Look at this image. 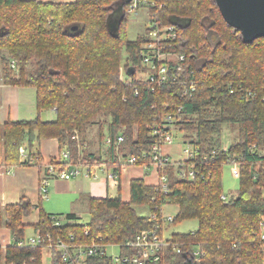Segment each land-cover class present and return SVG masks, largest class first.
<instances>
[{
  "label": "trees",
  "instance_id": "trees-1",
  "mask_svg": "<svg viewBox=\"0 0 264 264\" xmlns=\"http://www.w3.org/2000/svg\"><path fill=\"white\" fill-rule=\"evenodd\" d=\"M160 15L175 25L183 39L185 53L193 71L196 89L181 96L178 85L166 84L149 91L134 77L119 80L118 68L125 55L127 66L137 67L138 51L145 30L134 40L126 36L127 11L120 0H0V84L35 88L37 113L54 109L53 121L7 120L0 123L2 164L30 166L41 163L35 144L55 138L59 154L48 163L62 167L82 164L91 169L104 165L120 176V158L112 144L108 158L85 153L80 158L78 133L84 140L86 128L108 116V133L119 143L123 157H135L134 165L152 164L151 146L158 141L151 126H163L160 116L183 106L176 127L185 143L197 148L192 159L170 160L158 169L165 174L166 190L160 184H147L132 178L129 199L120 191L114 196L86 198L88 223H77L73 213L65 215L63 233L89 236L84 240L122 244L137 234L157 229L162 236L161 212L165 205H176L173 222L196 219L197 230L173 234L167 238V251L157 264H264L259 222L264 218V197L252 177L250 162L257 158L248 146L264 147V37L243 43L238 32L227 26L213 0H155ZM120 10L118 19L111 13ZM77 26L75 31L72 26ZM17 66L12 70L10 61ZM129 80V81H128ZM137 91V94L135 92ZM155 117V120H154ZM224 125L236 130V138L222 151ZM102 136V132H100ZM24 146L26 156L19 147ZM68 151L67 160L61 158ZM83 153V152H82ZM242 156L239 188L235 197L221 199V168L226 157ZM194 165L197 176L180 177L178 171ZM203 176L201 178L200 176ZM119 187V185H118ZM145 206L148 215H139L136 207ZM29 200L0 204V227L12 235V244L0 248V264H42L40 246L18 247L31 227L43 236H54L51 216L39 211V220L31 225L22 217L31 211ZM179 249L177 252L173 249ZM198 251L199 261L191 255ZM137 250L121 248L123 255ZM95 264H111L94 259ZM129 264V263H123Z\"/></svg>",
  "mask_w": 264,
  "mask_h": 264
},
{
  "label": "built area",
  "instance_id": "built-area-1",
  "mask_svg": "<svg viewBox=\"0 0 264 264\" xmlns=\"http://www.w3.org/2000/svg\"><path fill=\"white\" fill-rule=\"evenodd\" d=\"M122 7L128 12L138 9H145L147 12V25L144 33V41L138 51L139 63L137 67L127 66L125 62H121L118 68L119 80H131L134 76L145 89L155 91L156 89L166 84L178 85L181 91V96H188L196 89L193 71L189 66L185 53L182 52L183 39L180 32L175 25L166 22L160 15L162 5L155 0H120ZM12 70H16L17 66L14 60L9 64ZM128 67H133V73L128 75ZM140 71V75L136 76V71ZM128 80V81H129ZM137 94V91L135 92ZM184 113L183 106H178L175 111L163 114L160 116L163 126L160 127L158 123L151 126L152 133L158 136V141L152 144L150 154L152 164L157 171V181L155 184H160L162 190H166L165 174H159L158 169L166 162L172 160L170 156L163 151V144H170L173 138L179 137L182 143L187 146L184 149L185 157L179 159L180 161H187L192 159L197 148L190 143H185L183 139V132L177 129L176 125L180 121ZM155 120V117H154ZM77 138V134L73 136ZM123 140L122 135L116 136L115 140L108 135L105 138L107 147L114 145V150L119 158L123 156V151L120 150L119 143ZM222 151L226 152L228 146H222ZM249 153L257 156L256 159L250 162L252 169V177L260 186V182H264V147H258L255 144L248 146ZM19 152L22 156H26L23 146L19 147ZM63 161L68 158V151L64 150L61 153ZM176 161V160H173ZM135 157L127 156L120 162V173L129 165H134ZM242 156L232 155L226 157L224 164H231L230 172L238 180L241 175ZM223 164V165H224ZM4 167V166H2ZM83 168V169H82ZM93 169V168H92ZM89 166L82 164H75L73 166L62 167L57 163H47L45 167V176L40 179L39 188L43 196L47 192V186L50 179L68 180L79 175L90 176L92 170ZM6 173L9 172V167H4ZM1 173V168H0ZM182 178L193 179L197 176V171L194 170L193 164H188L187 168L178 171ZM108 179L117 180L116 174L111 171L107 174ZM203 178V176H200ZM221 199L227 201L226 196L221 194ZM51 226L56 230V234L48 232L43 236L39 231H33V234L26 238L20 239L16 245L18 247L26 246H40L41 252L50 259L51 264H95L94 259L104 260L108 259L111 264H157L163 259L169 242L164 239L157 232V229L143 231L137 234L134 238L126 240L122 244L101 241L99 239L84 240L89 236V229L85 228L82 235L73 232L63 233V226L69 223L62 220L58 215H52ZM171 216L163 217L161 213L162 223L166 220L169 223L173 222ZM259 241L262 243L263 260H264V218L259 222ZM116 248L117 251L111 250ZM121 248L135 249L137 253H128L123 255ZM174 250H180L173 247ZM191 260L194 263L199 261L198 251L191 255Z\"/></svg>",
  "mask_w": 264,
  "mask_h": 264
},
{
  "label": "rangeland",
  "instance_id": "rangeland-1",
  "mask_svg": "<svg viewBox=\"0 0 264 264\" xmlns=\"http://www.w3.org/2000/svg\"><path fill=\"white\" fill-rule=\"evenodd\" d=\"M215 4V3H214ZM121 15L120 10H116L111 13L112 19H118ZM125 29L126 36L129 40H134L136 36L142 33L147 25V12L144 9H138L132 12H128L125 17ZM123 62L125 61V55H123ZM140 71H136L135 75L139 76ZM17 90V92H16ZM0 94L3 95V102L12 103L15 106V113H12V116H17L20 120L25 119H35L37 114L39 115V119L41 121H53L56 118L55 111L52 109H44L37 113L36 110V102H35V89L31 86L24 87H14L10 85L0 84ZM1 95V96H2ZM109 120L108 116H103L99 121H95L92 125L88 126L84 132V140L81 141L78 133L76 140L78 141V149L80 152V158L85 153H95L99 155L102 159H106L108 156V149L106 148L107 144L105 143V138L109 135L107 123L105 121ZM3 123V122H1ZM100 132H102V136H100ZM236 138V130H231L227 125H224L223 131L221 134V145L222 146H230L231 142ZM1 142V141H0ZM163 151L166 152L172 160H179L185 157L184 149L187 148L185 144L182 143V140L179 137L173 138L172 143L163 144ZM83 152V153H82ZM3 146L0 144V160H2ZM125 157H121L120 160H123ZM175 158V159H174ZM140 165H129L130 168H134L137 170ZM144 166V165H141ZM231 164H224L221 168V183H222V192L226 196L227 199L235 197L239 188V181L236 177H234L231 172ZM145 167V173L147 177L146 182L153 183L155 179L154 176V165H150L149 167ZM83 169V168H82ZM153 173V175H151ZM78 180H82L84 187L89 181L83 175H79L76 178H70L69 180H57L60 181L58 183H54L53 181L49 182L48 190H52L55 188L63 189L65 185H70L73 187V183ZM259 189L261 190V195L264 197V182L259 183ZM63 187V188H62ZM83 189L82 186H79ZM85 189V188H84ZM123 200H127L128 198V187L126 183L123 184ZM116 192H111L114 195ZM110 196L109 194H107ZM55 196V197H53ZM75 198L69 197L68 195H51L49 194L48 200H43V208L46 213H55L59 214L58 216L64 220L65 214L67 212H73L77 214L76 222L77 223H88L89 222V213L87 208V201L83 197ZM75 201V202H74ZM74 202V203H73ZM136 211L139 215L145 216L148 215V209L145 206L136 207ZM177 212L176 205H165L162 208V216L174 217ZM198 221L196 219H183L176 221L174 223H169L166 220L162 223V237L164 239L170 238L173 234H187L197 230ZM25 237L29 238L33 234V230L30 227L25 228ZM112 252L117 251L116 248L111 250ZM42 264H51L50 259L43 255Z\"/></svg>",
  "mask_w": 264,
  "mask_h": 264
},
{
  "label": "crops",
  "instance_id": "crops-1",
  "mask_svg": "<svg viewBox=\"0 0 264 264\" xmlns=\"http://www.w3.org/2000/svg\"><path fill=\"white\" fill-rule=\"evenodd\" d=\"M39 1L72 2L74 0H39ZM14 87H23V86H14ZM1 95L2 94H0V123L1 122L4 123L7 120H20L19 118H17V116H12L13 115L12 113H15L16 103L14 106L12 105V103L9 102L5 104L3 102V95L2 96ZM37 117H39L38 114ZM34 146H35V150L37 146L36 153L38 152L40 154L42 159L41 163L35 164L36 162L32 161V164L30 166H20V167L10 166L9 172L6 173L4 171L5 166L2 164V161H0V168H1L0 204L6 205V204L18 203L22 198L29 200L32 209L28 215H24L22 217V222L26 225H31L39 220V211L41 209L44 210L43 204L45 201L48 200L49 194L56 196L68 195L69 197L75 198L74 200H76L78 197H83L84 199H86L89 196L102 198L107 196V194H109L111 197H114L118 193V190L122 195L123 184L126 183L128 187V198L127 200L124 201H128L130 180L132 178H143L144 181L146 182V179L148 177L146 176V174H144L146 172L145 167L140 165L138 167H135L138 168L137 170H135L134 168L132 169L128 166L124 171L120 173L118 181L110 180L107 177V174L110 172V170L106 169L104 165H101L94 167L91 170L89 177H86L85 175L82 174L84 178L86 177L87 180L89 181L87 184H85V187L83 184H80L82 183V180H78L75 183H73L72 188L70 187V185H65V187L64 188L62 187L63 189L61 190L58 188L48 190V186L50 184L48 183L47 192L45 196H43L40 192L39 182L40 179L46 175L45 167L48 161L59 154V145H58V141L55 138H49L40 141L37 145L35 144ZM106 148L108 149L109 147L106 146ZM151 175H153V173ZM150 177L151 176L149 175L148 178ZM152 177L155 179V181L153 183L146 182L147 184L156 183L157 181L156 168L154 169V176ZM57 180L61 181L62 179H50L49 182L53 181L56 184L60 182ZM79 186H82L83 189ZM113 191L116 192L114 195L111 194V192ZM43 200L45 201L43 202ZM68 213H73V212H67L66 214ZM49 214H55V213H49ZM73 214H75V216L77 217L76 213ZM30 229L32 228L30 227ZM11 244H12V235L10 231L5 227H0V248L4 251L5 247ZM43 255L44 254L42 253V257Z\"/></svg>",
  "mask_w": 264,
  "mask_h": 264
},
{
  "label": "water",
  "instance_id": "water-1",
  "mask_svg": "<svg viewBox=\"0 0 264 264\" xmlns=\"http://www.w3.org/2000/svg\"><path fill=\"white\" fill-rule=\"evenodd\" d=\"M225 24L238 32L243 43L264 37V0H213ZM77 26H72L75 31ZM133 73L128 67L127 74Z\"/></svg>",
  "mask_w": 264,
  "mask_h": 264
}]
</instances>
